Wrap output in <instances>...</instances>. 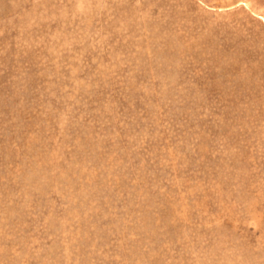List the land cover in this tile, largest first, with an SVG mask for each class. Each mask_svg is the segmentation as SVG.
I'll use <instances>...</instances> for the list:
<instances>
[{"label": "rangeland", "instance_id": "rangeland-1", "mask_svg": "<svg viewBox=\"0 0 264 264\" xmlns=\"http://www.w3.org/2000/svg\"><path fill=\"white\" fill-rule=\"evenodd\" d=\"M0 264H264V0H0Z\"/></svg>", "mask_w": 264, "mask_h": 264}]
</instances>
